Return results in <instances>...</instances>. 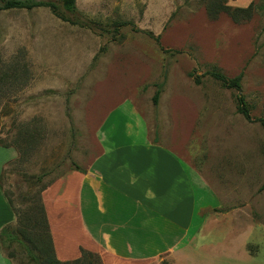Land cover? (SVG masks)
<instances>
[{
    "label": "rangeland",
    "instance_id": "obj_1",
    "mask_svg": "<svg viewBox=\"0 0 264 264\" xmlns=\"http://www.w3.org/2000/svg\"><path fill=\"white\" fill-rule=\"evenodd\" d=\"M207 1L76 0L74 14L61 10L92 22L87 27L43 7L0 11V165L17 155L2 169L0 188L16 216L12 230L24 232L23 244L3 250L11 264H46L42 193L96 153V128L115 110L118 127L123 117L159 116L160 131L180 138L172 142L178 153L189 137L185 151L192 155L186 159L202 177L194 190L196 210L210 206L204 214L223 218L214 227L219 233L206 223L179 250L132 264H264V130L237 112V92L209 75L242 73L240 94L251 118L264 117V12L255 8L238 24L223 13L210 20ZM225 219L263 233L228 237ZM85 252L81 263L69 264H107L103 255Z\"/></svg>",
    "mask_w": 264,
    "mask_h": 264
},
{
    "label": "crops",
    "instance_id": "obj_2",
    "mask_svg": "<svg viewBox=\"0 0 264 264\" xmlns=\"http://www.w3.org/2000/svg\"><path fill=\"white\" fill-rule=\"evenodd\" d=\"M115 111L96 128V153L84 156L83 165L75 164L42 193L56 259L75 260L84 250L103 255L107 264L145 262L188 245L206 223L212 234L219 233L214 227L223 218L204 214L210 206L196 210L194 190L202 177L186 159L192 155L185 151L189 137L184 144L179 142L178 153L172 142L180 138L160 131L159 116L153 121L140 113L130 121L123 117L118 127L112 116ZM16 156L2 162L0 173ZM52 192L49 203L46 195ZM50 205L56 206L54 211ZM196 218L202 219L194 226ZM15 222L0 188V230ZM227 223L228 237L242 231L250 237L263 233L256 227ZM0 264H11L1 248Z\"/></svg>",
    "mask_w": 264,
    "mask_h": 264
},
{
    "label": "trees",
    "instance_id": "obj_3",
    "mask_svg": "<svg viewBox=\"0 0 264 264\" xmlns=\"http://www.w3.org/2000/svg\"><path fill=\"white\" fill-rule=\"evenodd\" d=\"M228 0H208L205 7H206V15L210 20L216 19L220 14H228L232 22L234 23H242L250 19L251 14L255 8L257 10H261L264 12V0H255V2H251L248 6L244 8L240 7H231L227 5ZM75 4L76 0H0V11H6V10H33L36 8H48L52 14H54L56 17H58L60 20L64 22H68L72 25H78L81 27H87L89 23L83 21L82 19L79 20L78 18H71L66 17L61 10L64 12H68L70 14L75 13ZM126 23H120L119 25H116L115 31L118 32L117 27L123 26ZM146 35H148L150 38H152L156 43H158L159 38L156 36L154 37L151 33L145 32ZM209 75L216 81L220 83V85L223 88L226 89H233L237 92L236 95V110L237 112L247 121V122H258L262 129L264 130V117L258 118L257 120H253L250 115V108L245 101V98L243 95L240 94L241 92V80L243 77V74L240 73L234 78H227L220 72L213 70L209 73ZM193 76L192 74L190 75ZM165 79V78H164ZM194 82L196 84H199L198 78L194 79ZM163 86V83L158 85V89L156 93L153 96V105L157 106L159 94L161 93V88ZM77 169L78 167L75 166ZM264 189V182L261 186V190ZM7 198V197H6ZM9 205H11L10 200L7 198ZM216 212L217 210H213ZM40 212L42 214V221L45 222V228L47 230L46 237H47V245L44 249V252L47 254L45 262L46 264H69L70 262L73 263H81L85 257L86 252L84 250L80 251V257L73 260V261H59L56 259L53 251L52 241L49 234V227L46 219V215L44 212V208L41 205L40 206ZM24 234L23 231L16 230L13 231L12 227L10 225H7L3 227L0 230V248L2 250H9L12 246L13 242H17L18 244H23V241L19 238ZM29 251V250H28ZM29 253V257L32 261H35L37 263L38 257ZM12 253H8V257H12Z\"/></svg>",
    "mask_w": 264,
    "mask_h": 264
}]
</instances>
